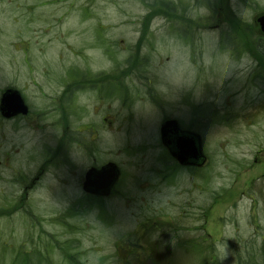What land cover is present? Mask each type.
Instances as JSON below:
<instances>
[{
	"label": "rangeland",
	"instance_id": "374dc122",
	"mask_svg": "<svg viewBox=\"0 0 264 264\" xmlns=\"http://www.w3.org/2000/svg\"><path fill=\"white\" fill-rule=\"evenodd\" d=\"M262 14L264 0H0V92L13 85L33 107L30 120L0 117V264L263 261L264 55L258 48L264 50V40L255 44L264 38L255 21ZM84 15L109 19L104 22L151 16L152 26H162L165 16L184 18L180 34H193L192 63L189 47L164 29L155 32L159 53L153 63L169 57L160 87L174 102L193 83L196 120L204 110L211 119L204 126L194 122L205 165L172 168L160 146L157 118L146 106L135 130L101 137L123 169L122 188L133 195L81 198L78 177L86 160L71 147L69 165L55 162L58 117L44 105L48 84L37 89L32 82L38 73L43 81L36 69L46 61L54 65L60 54L59 41L43 51L36 43L44 45L53 35L73 42L80 30L88 32L89 22L79 20ZM222 15L236 37L220 33ZM177 106L188 123L187 110ZM42 110L47 113L35 118ZM45 145L51 147L49 161L29 188Z\"/></svg>",
	"mask_w": 264,
	"mask_h": 264
},
{
	"label": "flooded vegetation",
	"instance_id": "af4514ba",
	"mask_svg": "<svg viewBox=\"0 0 264 264\" xmlns=\"http://www.w3.org/2000/svg\"><path fill=\"white\" fill-rule=\"evenodd\" d=\"M159 2L164 4L163 1ZM223 17L222 15L219 19V23L224 25L220 33L222 36L234 35L232 24H229L228 27ZM153 19L154 17L144 16L136 22H131L128 18L119 19L117 22H104L109 19L84 15L79 20L80 22H89V27L86 29L88 32L80 30L79 36L73 42L68 41L62 35H53L48 37L51 40H46L44 45L36 43L37 46L34 47L38 51H43L50 41L60 42V54L57 56L55 64L51 65L46 61L41 66V70L35 68L38 70L37 72L41 71L44 80L40 81L41 76L38 73L32 83L37 89L44 82L48 84L49 93L43 92L42 94L46 101L44 105L47 109L51 105L50 113L54 117H58L61 146L55 162L69 165L71 147L75 148L86 160L78 177L81 187L80 196L86 200L102 201L112 197L127 199L133 195L129 189L122 188L123 169L114 160L113 147L108 145V142H104L101 137L114 135L116 132L127 135L131 130H135L134 124L145 118L142 111L147 109L146 106L151 108L150 110L157 118L156 126L160 146H162L165 155L167 153L171 158L172 168L177 166L186 170L195 167V164L191 163L179 164L161 141V126L172 120L178 123L179 132L193 133L200 138L201 161L197 165L203 166L207 163L202 136L199 133V128L195 129L194 122L204 126L211 119L205 117L204 110L202 112L204 116L202 115L200 120H196L193 83L181 92V96L174 102L176 98H170L168 91L160 87L162 85L163 62L167 61L169 57H166L164 61L159 59L156 64L153 63L154 53H159L156 49V30L164 29L166 33L175 36V40L179 39L183 45L188 46L191 63L194 55L193 34L189 31L184 35L180 34L183 27H179V25L182 24L181 20L184 18L165 16L163 18L165 23L162 26H152ZM257 19L258 17L256 22ZM207 20L209 19L206 18L205 21ZM191 23H186L187 29ZM129 26H131L130 32H127ZM257 26L256 28L260 29L259 24ZM223 38L228 39L227 37ZM259 40H264V38H256V46H258ZM13 45L16 46V44ZM234 47L233 42H230L228 48L234 49ZM26 50L29 54V47ZM263 51L261 50V55H264ZM9 88L20 93L27 110L24 114L19 113L10 118H4L1 114L0 117L3 120L20 118L30 120L33 107L25 99L20 89L9 84L1 90L0 99L3 92ZM179 103L188 112L186 113L188 123L183 121V114L179 113L177 106ZM46 113L44 110L37 112L35 118ZM99 141L102 144L100 148ZM50 151L51 147L45 145L42 153V162L45 163L41 162L37 166V172L29 181V188L36 180L39 181L38 178L49 161V158L46 160V155L50 156ZM108 163H115L119 169L118 178L109 188V192L106 195H100L84 191L83 182L87 171L90 169L100 171ZM28 177L30 178V176Z\"/></svg>",
	"mask_w": 264,
	"mask_h": 264
},
{
	"label": "water",
	"instance_id": "95a60500",
	"mask_svg": "<svg viewBox=\"0 0 264 264\" xmlns=\"http://www.w3.org/2000/svg\"><path fill=\"white\" fill-rule=\"evenodd\" d=\"M257 22L264 35V14L258 17ZM26 110L17 90L9 88L3 92L0 99V114L4 118H10L19 113L24 114ZM160 137L179 164L197 165L201 161L200 138L193 133L179 132L178 123L175 120L167 121L161 126ZM117 177L118 167L114 163L104 165L100 171L90 169L85 174L83 189L87 192L106 195Z\"/></svg>",
	"mask_w": 264,
	"mask_h": 264
},
{
	"label": "trees",
	"instance_id": "16d2710c",
	"mask_svg": "<svg viewBox=\"0 0 264 264\" xmlns=\"http://www.w3.org/2000/svg\"><path fill=\"white\" fill-rule=\"evenodd\" d=\"M259 46H261V43H259ZM258 49H259V52H261L260 48H258ZM260 54H261V53H260ZM16 257H18V254H17ZM258 264H264V257H263V261H260Z\"/></svg>",
	"mask_w": 264,
	"mask_h": 264
}]
</instances>
